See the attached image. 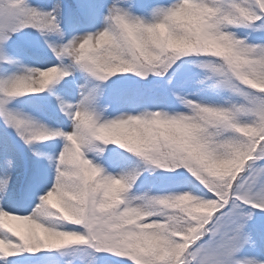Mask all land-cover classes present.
<instances>
[{"label": "snow or ice", "instance_id": "1", "mask_svg": "<svg viewBox=\"0 0 264 264\" xmlns=\"http://www.w3.org/2000/svg\"><path fill=\"white\" fill-rule=\"evenodd\" d=\"M0 264H264V0H0Z\"/></svg>", "mask_w": 264, "mask_h": 264}]
</instances>
